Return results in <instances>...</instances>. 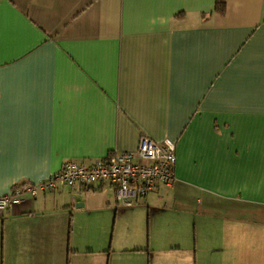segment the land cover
Here are the masks:
<instances>
[{"label": "crops", "instance_id": "crops-1", "mask_svg": "<svg viewBox=\"0 0 264 264\" xmlns=\"http://www.w3.org/2000/svg\"><path fill=\"white\" fill-rule=\"evenodd\" d=\"M142 136L171 187L25 193L0 264H264V0H0V196Z\"/></svg>", "mask_w": 264, "mask_h": 264}, {"label": "built area", "instance_id": "built-area-1", "mask_svg": "<svg viewBox=\"0 0 264 264\" xmlns=\"http://www.w3.org/2000/svg\"><path fill=\"white\" fill-rule=\"evenodd\" d=\"M175 162L173 141L142 136L134 150L109 152L91 164L67 160L44 180L15 185L0 196V211L19 205L25 193L34 197L63 187L93 189L100 184L115 187L117 200L130 206L159 187H171L176 179Z\"/></svg>", "mask_w": 264, "mask_h": 264}, {"label": "rangeland", "instance_id": "rangeland-1", "mask_svg": "<svg viewBox=\"0 0 264 264\" xmlns=\"http://www.w3.org/2000/svg\"><path fill=\"white\" fill-rule=\"evenodd\" d=\"M158 221V223L160 224V226H161V223H162V221L161 220H157ZM159 230V228H154V229H152L151 231H152V233H155V232H157Z\"/></svg>", "mask_w": 264, "mask_h": 264}, {"label": "trees", "instance_id": "trees-1", "mask_svg": "<svg viewBox=\"0 0 264 264\" xmlns=\"http://www.w3.org/2000/svg\"><path fill=\"white\" fill-rule=\"evenodd\" d=\"M218 10H219L220 12H223V8H221V9L218 8Z\"/></svg>", "mask_w": 264, "mask_h": 264}]
</instances>
